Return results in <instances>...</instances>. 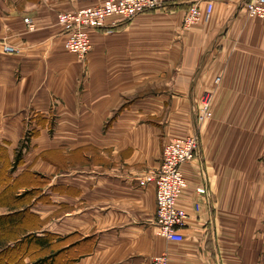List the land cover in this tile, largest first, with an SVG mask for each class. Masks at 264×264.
Here are the masks:
<instances>
[{
    "label": "crops",
    "instance_id": "obj_1",
    "mask_svg": "<svg viewBox=\"0 0 264 264\" xmlns=\"http://www.w3.org/2000/svg\"><path fill=\"white\" fill-rule=\"evenodd\" d=\"M190 1L92 31L80 61L56 15L97 0H0V145L12 158L33 131L18 172L47 174L44 228L60 264H151L161 253L168 264H264V194L241 187L264 148V20L240 10L247 0H212L209 20L184 29ZM204 98L211 117L199 121ZM195 131L181 166L183 239L167 240L154 226L155 188L138 179L165 143Z\"/></svg>",
    "mask_w": 264,
    "mask_h": 264
},
{
    "label": "built area",
    "instance_id": "obj_2",
    "mask_svg": "<svg viewBox=\"0 0 264 264\" xmlns=\"http://www.w3.org/2000/svg\"><path fill=\"white\" fill-rule=\"evenodd\" d=\"M175 6L177 0H97L91 6L58 12L56 23L61 28L64 49L83 61L91 50L92 31L112 32L138 14L166 11ZM239 8L249 18L264 20V0H247ZM211 11L212 0H191L184 10L183 28L189 29L197 23L208 21ZM109 18L114 19L111 24H107ZM24 21L29 31L34 30L32 20L25 18ZM3 51L10 54L18 50L4 44ZM210 117V100L204 98L199 105L198 120ZM198 145V131L168 141L162 148L158 165L138 179L139 186L152 184L155 188L154 226L157 234L167 240L183 239L180 230L186 225L188 214L177 205L187 186L181 166L194 158ZM196 191L201 194L206 192L203 187L196 188ZM151 264H168L167 254L152 257Z\"/></svg>",
    "mask_w": 264,
    "mask_h": 264
},
{
    "label": "rangeland",
    "instance_id": "obj_3",
    "mask_svg": "<svg viewBox=\"0 0 264 264\" xmlns=\"http://www.w3.org/2000/svg\"><path fill=\"white\" fill-rule=\"evenodd\" d=\"M32 135L33 131L26 130L22 137V145L17 149L21 154L19 165L12 169L13 171L4 166V169L8 171V178L4 179L5 185L12 189L4 193V198H0V264H48L49 255L59 247L49 243L45 246L37 242L29 243L34 235L48 232L44 227L47 226L48 206L51 200L48 193L47 174L35 171L41 177L38 176L34 180L31 178L30 181L14 179L15 176L20 174L23 176L26 175L25 172H31L29 170L18 172V168L23 164V155ZM17 150L12 158L8 149L3 152L0 150V154L3 153V158L6 156L10 162H13ZM258 154L254 163L250 164L243 173L244 181H241L243 185L241 187L256 188L264 194V148H260ZM234 184L237 185L238 182ZM37 209L40 211L36 212ZM261 218L263 225L260 231L263 234L259 242L263 247L259 259L264 263V204Z\"/></svg>",
    "mask_w": 264,
    "mask_h": 264
},
{
    "label": "trees",
    "instance_id": "obj_4",
    "mask_svg": "<svg viewBox=\"0 0 264 264\" xmlns=\"http://www.w3.org/2000/svg\"><path fill=\"white\" fill-rule=\"evenodd\" d=\"M5 149H7V148L0 145L1 152L5 151ZM2 155H3V153L0 154V166L3 165V167H0V198H4V193L7 190L11 191V189H12L11 187L5 185L6 182L4 181V179H7L8 178V171H6V169H4V166H5V168L6 167L7 168L9 167L10 171L12 169H15L19 165V163H20V157H21V154L18 151L16 153L15 157H14L13 162H10V160L6 156H5V158H3ZM25 173H26V175H23L22 174L23 176H21V174H20L18 176H15L16 178H14V179H16V180L30 181L31 178L34 180L35 178H38V176H40L39 174H36L35 172H25ZM27 184H23V185H27ZM50 237L51 236L49 235L48 232L45 233V234L34 235L32 237V240L29 241V243H31V242H37L38 244H40L42 246L47 245V243H49L51 245L52 244L51 243V240H52L51 238L52 237L51 238ZM56 245H59V243L56 244ZM58 248H56L54 250V252L49 255V263L48 264H60L62 262V261H60L61 259H59V257H60L59 255H60V253L63 252V250H60V248L59 249Z\"/></svg>",
    "mask_w": 264,
    "mask_h": 264
}]
</instances>
